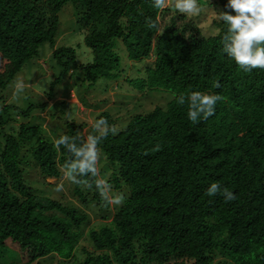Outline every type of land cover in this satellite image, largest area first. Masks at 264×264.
I'll return each mask as SVG.
<instances>
[{
	"label": "trees",
	"instance_id": "1",
	"mask_svg": "<svg viewBox=\"0 0 264 264\" xmlns=\"http://www.w3.org/2000/svg\"><path fill=\"white\" fill-rule=\"evenodd\" d=\"M69 1L79 7L78 23L87 30V60L79 58L77 46L56 47L59 12ZM215 4L220 13L231 12L227 0ZM165 14L152 0H0V92L40 57L44 43L53 48L60 70L41 109L56 98L68 75L92 85L124 79L114 49V40H120L128 60L144 63L139 78L128 80L131 87L144 94L172 93L162 107L128 111L123 127L108 111L96 112L95 121L103 117L115 131L98 145L103 166L97 176L78 177L79 183L68 179L78 203L37 194L27 171L33 163L43 183L64 178L70 154L55 141L64 135L86 139L77 118L69 115L54 135L25 122L4 134L0 247L17 248L25 264H43L50 255L59 258L57 264H264V69L244 71L226 56L223 21L218 19V32L207 37L185 14L162 25ZM193 91L220 96L215 114L196 123L187 118V103H179ZM69 105L63 100L53 106L65 115ZM13 107L3 106L2 122L12 120ZM96 180L106 181L121 202L110 221L89 228L87 209L99 215L109 204ZM213 182L236 199L207 195Z\"/></svg>",
	"mask_w": 264,
	"mask_h": 264
},
{
	"label": "rangeland",
	"instance_id": "2",
	"mask_svg": "<svg viewBox=\"0 0 264 264\" xmlns=\"http://www.w3.org/2000/svg\"><path fill=\"white\" fill-rule=\"evenodd\" d=\"M199 4L202 11L194 16L187 15V19L194 21L205 36L208 37L216 34L218 32L217 21L220 10L217 8L215 0H199ZM166 8L165 16L160 18L162 25L173 15L178 14L174 7L169 6ZM78 12L79 7L72 1L64 5L59 12L60 28L56 47L77 46L79 58L87 60L90 58L88 52L91 51V48L87 46L85 40L87 30L78 23ZM114 49L121 56V68L126 74L124 79L122 77L111 80L100 79L92 85L88 82L77 83V78H70L68 75L59 84L56 98L50 99L49 106L41 109L40 104L46 99L44 92L49 88L54 74L59 73L60 70V67L57 66L55 60L52 58L53 48L49 43H44L41 46L40 57L31 59L18 73L14 83L10 84L3 92H0V111H2L3 106L6 104L15 106L8 111L9 118L12 120L6 123L0 120V146L2 142L4 143V134L10 132L11 127L14 130H18L22 122L40 124L46 128L48 134L54 135L56 131L54 127H59V123H63L68 119L69 115H73L77 118L78 123L83 124L82 133L87 136L89 127L95 122L97 111L99 113L104 110L108 111L119 119L116 126L123 127L127 122L123 119L127 116L128 111L135 113L139 109L151 110L156 106L162 107L166 102L171 100L172 93L167 90L159 89L145 94L142 91H135L128 80L139 78L140 70L144 63L143 61L131 62L128 60L127 47L120 40H114ZM152 61L153 59L148 60V62ZM123 83L127 84V86ZM17 85H22V90L17 91ZM63 100L68 101L70 104L69 108L65 109V107H62L65 109V115L61 112L60 114H56L58 111L55 110L53 105ZM29 107H31L30 110L28 109ZM17 108L27 112L18 114ZM61 129L59 128L60 131ZM102 166L103 162H98L97 170H100ZM27 171L29 177L28 183H31L37 189V194L60 199L65 203L70 200L78 203L77 199L71 194V189L69 188L71 187V182L65 176L59 180L46 178L48 182L43 183L44 180L33 163L29 164ZM58 185L63 186L61 191L56 190ZM108 194L111 198L118 197L117 193L114 196L111 190ZM108 203L103 212H97L99 215L87 209V212L91 215L89 228L93 226L98 228L101 222L110 221V216L114 212L116 203H110L109 201ZM105 213L109 215V218L101 217V214ZM82 243L93 249L86 238L83 239ZM58 259L56 255H50L43 258L42 262L43 264H57ZM0 264L25 263L19 250L9 245L0 247Z\"/></svg>",
	"mask_w": 264,
	"mask_h": 264
},
{
	"label": "clouds",
	"instance_id": "3",
	"mask_svg": "<svg viewBox=\"0 0 264 264\" xmlns=\"http://www.w3.org/2000/svg\"><path fill=\"white\" fill-rule=\"evenodd\" d=\"M152 6L163 10L172 6L178 13L194 16L202 11L199 0H152ZM226 7L231 12H222L218 19L227 25L223 36V52L244 71L264 69V0H227ZM152 26H155L154 24ZM216 87H220L216 82ZM22 90V85H17V91ZM220 100L219 95L206 94L193 91L179 98V103H187V118L196 123L201 119H208L215 114V106ZM69 121L71 116L68 117ZM93 134H87L86 139L81 136H60L55 145L60 146L70 154V159L64 166V176L73 183H79L78 177L97 176V163L100 159L98 145L110 132L115 129L108 125V121L101 117L93 124ZM96 188L101 196L110 203H120L119 197H109L110 188L103 180H96ZM62 185L57 186V191L62 190ZM220 194L225 202L236 199L234 192L227 187H222L219 182H213L207 189V195Z\"/></svg>",
	"mask_w": 264,
	"mask_h": 264
}]
</instances>
